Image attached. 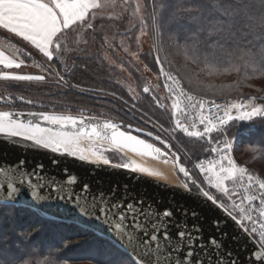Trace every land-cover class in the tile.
<instances>
[{"label":"snow or ice","instance_id":"snow-or-ice-1","mask_svg":"<svg viewBox=\"0 0 264 264\" xmlns=\"http://www.w3.org/2000/svg\"><path fill=\"white\" fill-rule=\"evenodd\" d=\"M183 21L194 30L174 31ZM145 37L153 40L147 49ZM173 51L183 64L168 59ZM198 67L209 75L264 73V0H0V101L35 103L8 89L41 90L51 100L47 111H0L8 144L51 154L48 165L25 153L0 158V226L16 222V210L49 201L65 206L67 223L111 245L104 264H264V179L236 165L226 132L229 122L264 117V98L197 99ZM153 69L164 77V95L146 82ZM74 92L92 97V107ZM179 132L212 145L217 158L197 163L184 152L180 162L171 143ZM125 149L171 154L182 176L163 183L106 154ZM61 158L123 170L129 179L147 174L167 195L117 179L94 187ZM16 235L15 251L10 237L0 238V264H23L35 233Z\"/></svg>","mask_w":264,"mask_h":264},{"label":"trees","instance_id":"trees-1","mask_svg":"<svg viewBox=\"0 0 264 264\" xmlns=\"http://www.w3.org/2000/svg\"><path fill=\"white\" fill-rule=\"evenodd\" d=\"M194 25L191 22L183 21L174 25L173 30L184 35L186 31H193ZM145 48L153 43V40L146 37ZM175 65L183 64L184 57L173 51L169 56ZM151 67V64L149 65ZM199 74L198 80L201 87L191 90L192 94L212 100H221L226 102H237L244 96H264V89L255 84L264 78V73H251L246 70L236 72L235 70L213 72L209 75L202 68H196ZM157 69L151 73H144L147 77L146 82L156 87L157 90H164L161 78L156 79ZM161 76V75H160ZM12 93L21 94L20 89H9ZM38 92V91H36ZM42 93V92H41ZM73 95L80 96L84 99L87 107H92V97L74 92ZM10 111H47L48 106L38 108L29 105L23 101L15 100ZM94 113L96 108H92ZM229 136L237 140L235 153L242 156V167L249 172L264 179V117L256 116L252 120H236L231 122L226 129ZM186 134H177V139L171 141L176 147L173 149L181 156L183 161L186 157L184 152L190 155L198 156L200 160L204 155L211 152L212 145L196 138L185 136ZM218 135L216 133L213 134ZM208 149L206 152L205 149ZM179 149V151H177ZM197 160V161H198ZM17 221L6 223L0 226V238L10 237L9 243L16 250V245L20 242V237L16 235L17 229H29L35 235L31 237V244L25 252L23 264H104L105 258L110 254L111 245L102 239L96 233L86 231L75 224L67 223L57 219H49L41 212L30 211L28 209H18ZM69 245L64 247V245ZM114 251V250H112ZM26 253V254H25Z\"/></svg>","mask_w":264,"mask_h":264},{"label":"water","instance_id":"water-1","mask_svg":"<svg viewBox=\"0 0 264 264\" xmlns=\"http://www.w3.org/2000/svg\"><path fill=\"white\" fill-rule=\"evenodd\" d=\"M16 112H18V111H16ZM25 113H27V112H25ZM23 118L25 120H27L29 117L25 116ZM41 123H43V122H41ZM45 126H47V125H45ZM133 134L135 135L136 133L133 132ZM140 138L144 139V137H141V136H140ZM150 139H148V141L153 142ZM156 146L160 147V145H158L157 143H156ZM124 151H126L128 153L130 152V153L142 156V157H147V158H150L153 160H160V161L169 162L173 166V170H174L176 177L178 178L179 176H182L181 173H178L176 171V169L174 167L175 162H174L171 154H169L168 158L165 160L164 158H162V157H160L154 153L150 154V155H141L138 152H133L131 149H125ZM173 151H175V150L173 149ZM113 152L117 153L121 157L123 156L124 158H127L123 152H120V151H113ZM5 153L8 154L9 159H16L22 153H25L27 159L34 161V162L42 160L46 165H48V163H49L48 157H49V155H51L50 153H45V152H35L31 149L17 148L13 145L8 144L5 140V138L0 137V158H3ZM177 156L180 157V162H182L181 156L178 153H177ZM61 160H62L61 167H63V166L69 167L71 173L79 174V177H81L84 180L92 183L94 187H95L97 181H101L106 186L107 182L110 181L111 179H117V180H121L124 182H129L131 185H133V186H135L141 190H143L144 188H147L150 193H159L160 195H165V196L167 195V192L164 191L163 189L157 188L156 185L152 183V179L148 178L146 174H144L140 180H135V179H129L128 174L123 170H109L107 168H97L93 165L86 164L84 162L75 160L73 158H61ZM46 170L47 171H53L52 169H46ZM54 171L59 173V168L55 169ZM160 181L163 183H169V182H166L163 180H160ZM73 187L78 188V185L73 186ZM41 194L43 195V192ZM26 198H29V197H26ZM64 207H65L64 205H61L58 203H52L49 201H41V202H39L36 211L41 212L44 216H46L48 218L57 219V220L67 222L71 218L66 215V213L64 211Z\"/></svg>","mask_w":264,"mask_h":264},{"label":"rangeland","instance_id":"rangeland-1","mask_svg":"<svg viewBox=\"0 0 264 264\" xmlns=\"http://www.w3.org/2000/svg\"><path fill=\"white\" fill-rule=\"evenodd\" d=\"M126 27H130V25L122 26L121 31H123L124 28H126ZM146 40H147V38L145 37L144 38V43L148 41V40L147 41ZM5 46L7 47V50L9 52V54H14L15 53V51H16L15 47H12L11 45L7 44V42H5ZM17 47H19V45H17ZM160 78H161V81L163 83V89H164V84H165L164 77L161 75ZM255 84L264 89V78H262V79H260L258 81H255ZM133 86H135V81H133ZM8 91H9V89H8ZM36 91H38V92H36ZM157 91H159V90H157ZM165 91H166V89L160 90L161 95H164ZM4 92H5V89L3 87H0V94H3ZM9 92H11V91H9ZM21 92H22L21 94H17V95H24L27 99L33 100L35 102L34 104H32L33 106H37L38 108H40L41 107L40 105L43 104L44 106L46 105V106L50 107V104H51L50 98L44 96L43 92L41 90H27V91L21 90ZM14 94H16V93H14ZM14 101L12 103H10V104H5L3 101H0V111H10L11 109H9V106H11V104H13ZM216 102L218 103V102H222V101L221 100H216ZM183 106L184 105L181 104V107H183ZM177 134H184V133L179 132ZM185 136H187V135H185ZM87 146L91 147V145H87ZM106 154L109 155L110 158H113L116 161H119L121 159V156L118 155L117 153L113 152V151L108 152ZM210 155H211V153L206 154L200 160H205L207 157H210ZM231 157L233 158V160L235 161V163H236V165L238 167L243 168L242 167V161L244 159H243L242 156L238 157L237 154L234 151L233 155H231ZM125 159L130 162V160H128L127 158H125ZM200 160H198L196 162L198 163ZM260 167L262 168V170H264V166H260ZM84 264H87V263H84Z\"/></svg>","mask_w":264,"mask_h":264},{"label":"bare ground","instance_id":"bare-ground-1","mask_svg":"<svg viewBox=\"0 0 264 264\" xmlns=\"http://www.w3.org/2000/svg\"><path fill=\"white\" fill-rule=\"evenodd\" d=\"M122 152L128 158V160H130V162L134 163L135 165L144 167L149 171L158 173L159 174V176L157 177L158 179L172 184L176 182L177 177L174 173L173 166L169 162L153 160L130 152L128 153L124 150Z\"/></svg>","mask_w":264,"mask_h":264},{"label":"built area","instance_id":"built-area-1","mask_svg":"<svg viewBox=\"0 0 264 264\" xmlns=\"http://www.w3.org/2000/svg\"><path fill=\"white\" fill-rule=\"evenodd\" d=\"M196 96V95H195ZM197 97V99H203V100H209V99H206V98H203V97H200V96H196ZM249 97H251V96H244V97H242L238 102H246L247 100H248V98ZM257 97H260V98H264L263 96H257ZM218 103H223V102H218ZM189 112H190V114L192 115V116H195V117H197L198 118V116L200 115V113L199 112H195V113H193L192 111H191V109H189ZM233 122V121H232ZM231 122H229V124H230ZM226 132H227V138L230 140V142L233 144V148H232V150L230 151V155H233V152L235 151V147H236V143H237V140H234V139H232L230 136H229V133H228V131L226 130ZM217 157L215 156V154L214 153H211V155H210V157H207L204 161L205 162H207V161H209V160H213V159H216Z\"/></svg>","mask_w":264,"mask_h":264},{"label":"flooded vegetation","instance_id":"flooded-vegetation-1","mask_svg":"<svg viewBox=\"0 0 264 264\" xmlns=\"http://www.w3.org/2000/svg\"><path fill=\"white\" fill-rule=\"evenodd\" d=\"M151 130V129H150Z\"/></svg>","mask_w":264,"mask_h":264}]
</instances>
